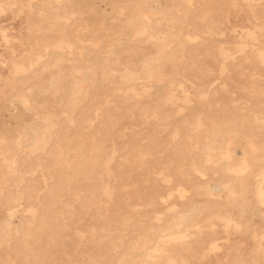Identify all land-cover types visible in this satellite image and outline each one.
Returning a JSON list of instances; mask_svg holds the SVG:
<instances>
[{"label": "rangeland", "instance_id": "1", "mask_svg": "<svg viewBox=\"0 0 264 264\" xmlns=\"http://www.w3.org/2000/svg\"><path fill=\"white\" fill-rule=\"evenodd\" d=\"M0 7V264H83L103 232L123 256L146 227L193 245L178 264H264V0Z\"/></svg>", "mask_w": 264, "mask_h": 264}, {"label": "bare ground", "instance_id": "2", "mask_svg": "<svg viewBox=\"0 0 264 264\" xmlns=\"http://www.w3.org/2000/svg\"><path fill=\"white\" fill-rule=\"evenodd\" d=\"M243 1V0H242ZM245 1V0H244ZM254 1V0H253ZM248 2V1H247ZM256 2H259V0L257 1L256 0ZM233 3H234V1H233ZM252 3V2H251ZM5 4V3H4ZM11 5V4H10ZM231 5H232V3H231ZM246 5H247V3H246ZM253 5V4H252ZM104 6L106 7V5L104 4ZM235 5H233V6H231V7H234ZM1 7H2V5H1ZM0 7V8H1ZM42 8V7H41ZM252 8H254V7H252ZM42 10V9H41ZM102 10H104V9H102ZM117 10V9H116ZM2 11H5V10H0V13L2 12ZM96 11V10H95ZM95 11H93V12H95ZM98 11V10H97ZM113 11V10H112ZM121 11V10H120ZM110 13V12H109ZM118 13V12H117ZM210 13H211V11H210ZM253 13V12H252ZM84 14V13H83ZM121 15V14H120ZM125 15V14H124ZM55 16V15H54ZM87 17H89V16H87ZM101 18H102V20L103 21H105L106 20V16H105V14H102L101 15ZM196 18V17H195ZM200 20V19H199ZM108 21V20H107ZM255 21H257V20H255ZM259 21V20H258ZM206 24V23H205ZM211 25V24H210ZM261 26V25H260ZM260 26L258 27V28H260ZM102 28V27H101ZM212 28V27H211ZM260 29H262V28H260ZM98 32H100V31H98ZM182 32V31H181ZM216 33V32H215ZM254 33V32H253ZM5 34V33H4ZM188 35V34H187ZM187 35H185V36H187ZM88 37V36H87ZM191 37V36H190ZM194 37V36H193ZM192 37V38H193ZM7 38V37H6ZM81 38V37H80ZM158 38V37H157ZM187 38H188V36H187ZM196 38V37H195ZM195 38H193L194 39V41H195ZM252 37H250V39H251ZM256 38V37H255ZM4 39V38H3ZM142 39V38H141ZM245 40V39H244ZM256 40V39H255ZM4 41H6V40H4ZM247 41V40H246ZM251 41H253V39L251 40ZM258 41V40H257ZM84 42V41H83ZM99 42V41H98ZM243 42H245V41H243ZM249 42V41H248ZM256 42V41H255ZM259 42V41H258ZM6 43V42H5ZM63 43V42H62ZM89 43V42H88ZM256 44V43H255ZM254 44V45H255ZM71 45V44H70ZM242 46H243V43L241 44ZM240 45V46H241ZM244 45H246V43L244 44ZM260 45V44H259ZM56 46V45H55ZM75 46V45H74ZM115 46V45H114ZM251 46H253V45H251ZM75 47H77V46H75ZM237 47V46H236ZM245 47V46H244ZM254 48V47H253ZM74 49V48H73ZM184 51V50H183ZM127 52L130 54V56H131V58L132 59H137V58H145L146 56H147V52H146V49H144V48H142V47H131L130 49H128L127 50ZM180 53V52H179ZM80 54V53H79ZM78 54V55H79ZM248 54H249V52H248ZM55 55V54H54ZM246 55V54H245ZM82 56V55H81ZM36 57H39V56H36ZM201 57V56H200ZM175 58H176V56H175ZM229 58V57H228ZM231 58V57H230ZM254 58H255V56H254ZM4 59V58H3ZM38 59V58H37ZM59 59V58H58ZM62 59H64V57H62ZM105 59V58H104ZM251 60H253V58H250ZM236 60V59H235ZM68 61V60H67ZM107 61V60H106ZM32 62V61H31ZM50 62V61H49ZM62 62V61H61ZM66 62V61H65ZM69 62V61H68ZM86 62V61H85ZM2 63V62H1ZM52 63V62H51ZM222 63V62H221ZM22 64V63H21ZM29 64H30V59H29ZM28 64V65H29ZM36 64V63H35ZM48 64V63H47ZM57 64V63H56ZM60 64V63H59ZM208 65H209V68H211L210 67V64L209 63H207ZM242 64V63H241ZM248 64V63H247ZM13 65V64H12ZM16 65H19V64H15V66ZM31 65V64H30ZM29 65V66H30ZM34 65V64H33ZM54 65V64H53ZM58 65V64H57ZM208 65H207V67H208ZM225 65V64H224ZM243 66H244V64H242ZM241 65V66H242ZM14 66V67H15ZM32 66V65H31ZM221 66H222V64H221ZM20 67V66H19ZM21 67H23V66H21ZM47 67H48V65H47ZM17 68V67H16ZM15 68V69H16ZM33 68V67H32ZM44 68H46V67H44ZM44 68H43V70H44ZM51 68H53V67H51ZM242 68V67H241ZM244 68V67H243ZM28 69V68H27ZM88 69V68H87ZM204 69H206L207 70V68H204ZM212 69V68H211ZM216 69V68H215ZM246 69V68H245ZM42 70V71H43ZM71 70H73V68H71ZM76 70V69H75ZM232 70V69H231ZM235 70V69H234ZM250 70V69H249ZM213 71V70H212ZM221 71V70H220ZM224 71H226V70H224ZM238 71V70H237ZM26 72V71H25ZM24 72V73H25ZM35 72V71H34ZM243 73V72H242ZM248 73H249V71H248ZM222 74V73H221ZM241 74V73H240ZM256 74V73H255ZM28 75V74H27ZM243 75H244V73H243ZM145 76V75H144ZM221 76V75H220ZM249 77V76H248ZM183 78V77H182ZM246 78V77H245ZM21 79V78H20ZM27 80V79H26ZM141 80V79H140ZM158 80V79H157ZM201 80V79H200ZM216 81H217V79H215ZM219 80V79H218ZM20 81V80H19ZM18 81V82H19ZM46 81V80H45ZM260 81V80H259ZM36 82V81H35ZM214 82V81H213ZM83 83V82H82ZM21 84V83H20ZM81 84V83H80ZM111 84V83H110ZM181 85H183L182 83H180ZM81 85H83V84H81ZM140 85H142L141 83H140ZM139 85V86H140ZM144 85V84H143ZM190 85V84H189ZM195 85V84H194ZM244 85V84H243ZM23 86V85H22ZM35 86H36V84H35ZM50 86V85H49ZM24 87V86H23ZM187 87V86H186ZM196 87H198L197 85H196ZM200 87V86H199ZM198 87V89L200 90V88ZM35 88V87H34ZM146 88V87H145ZM144 88V89H145ZM148 88H150V87H148ZM180 88V87H179ZM183 88V87H182ZM181 88V89H182ZM193 88V87H192ZM201 88H203V87H201ZM184 89V88H183ZM190 89V88H189ZM252 89V88H251ZM81 90V89H80ZM103 90H104V88H103ZM131 90V89H130ZM188 90V89H187ZM13 91V90H12ZM18 91V90H17ZM26 91V90H25ZM24 91V92H25ZM119 91V90H118ZM135 91V90H134ZM150 91V90H149ZM19 92V91H18ZM22 92V91H21ZM27 92H28V89H27ZM103 92H105V91H103ZM102 92V93H103ZM146 92V91H145ZM195 92V91H194ZM194 92H193V94H194ZM134 93H136V91L134 92ZM149 92H147V93H145V94H148ZM152 93V92H151ZM185 92H183V94H184ZM187 93V92H186ZM203 93H205V92H203ZM208 93V92H207ZM16 94V93H15ZM22 94V93H21ZM19 95V96H21L22 97V95ZM180 94V93H179ZM258 94V93H257ZM18 95V94H17ZM30 95V94H29ZM32 95V94H31ZM105 95V94H104ZM150 95V94H149ZM188 95V94H187ZM207 95L208 94H206V96H205V99L207 98ZM13 96V95H12ZM43 96V95H42ZM80 96H81V94H80ZM20 97V98H21ZM102 98L104 97V96H101ZM150 97V96H149ZM16 98V97H15ZM28 98H30V97H28ZM107 97H105V99H106ZM109 98V97H108ZM107 98V99H108ZM164 98V97H163ZM203 98V97H202ZM243 98H245V97H243ZM19 99V98H18ZM22 99V98H21ZM20 99V100H21ZM31 100V99H30ZM74 100V99H73ZM242 100H244V99H242ZM32 101V100H31ZM30 101V102H31ZM17 102H19V101H17ZM27 101H25V103H26ZM33 102V101H32ZM20 103V102H19ZM61 103V102H60ZM234 103V102H233ZM22 106L24 107V104H22ZM69 106V105H68ZM220 106V105H219ZM28 107V106H27ZM31 107V106H30ZM160 107V106H159ZM94 108V107H93ZM68 109V108H67ZM134 109H135V107H134ZM133 109V110H134ZM32 110V109H31ZM155 110V109H154ZM242 110V109H241ZM26 111V110H25ZM34 111H36V109L34 110ZM173 111V110H172ZM171 111V112H172ZM200 111V110H199ZM243 111V110H242ZM167 112V111H166ZM170 112V113H171ZM67 113V112H66ZM152 113H154V112H152ZM169 113V112H168ZM35 114V113H34ZM37 114V113H36ZM173 114V113H172ZM201 114V113H200ZM3 115V114H2ZM161 115H162V112H161ZM235 115V114H234ZM34 116V115H33ZM146 116V115H145ZM160 116V115H159ZM165 116V115H164ZM52 117V116H51ZM142 117V116H141ZM162 117H163V115H162ZM191 117V116H190ZM255 117V116H254ZM257 117V116H256ZM40 118V117H39ZM86 118V117H85ZM161 118V117H160ZM88 120L90 119V117L89 118H87ZM142 119V118H141ZM153 119H155V118H153ZM88 120H87V122H88ZM255 120V119H254ZM254 120H253V122H254ZM256 120H257V118H256ZM255 120V121H256ZM72 121V120H71ZM140 121V120H139ZM94 122V121H93ZM142 122V121H141ZM155 122H156V120H155ZM160 122V121H159ZM164 122H165V120H164ZM179 122V121H178ZM257 122V121H256ZM70 123V122H69ZM68 124V123H67ZM96 124V123H95ZM103 124H105V123H103ZM157 124V123H156ZM167 124V123H166ZM204 124H205V122H204ZM162 125V124H161ZM202 125H203V123H202ZM201 125V126H202ZM26 126V125H25ZM54 126V125H53ZM95 126V125H94ZM97 126V125H96ZM196 126V125H195ZM199 126V125H198ZM58 127V126H57ZM114 127V126H113ZM204 127V126H203ZM64 128V127H63ZM96 128V127H95ZM109 128H110V125H109ZM196 128H198V127H196ZM211 128V127H210ZM69 129V128H68ZM89 129V128H88ZM176 129V128H175ZM178 129V128H177ZM209 129V128H208ZM38 130V129H37ZM102 130V129H101ZM103 130H104V128H103ZM102 130V131H103ZM107 130H108V128H107ZM112 130H114V129H112ZM123 130H124V128H123ZM197 130V129H196ZM251 130V129H250ZM259 130V129H258ZM115 131V130H114ZM191 131H193V130H191ZM69 132V131H68ZM211 132V131H210ZM253 132V131H252ZM74 134V133H73ZM86 134V133H85ZM93 134V133H92ZM100 134V133H99ZM137 134V133H136ZM79 135V134H78ZM57 136V135H56ZM82 136V135H81ZM83 136H85V138H86V135H83ZM89 136V135H88ZM53 137V136H52ZM59 137V136H58ZM78 137V136H77ZM108 137V136H107ZM135 137V136H134ZM194 137V136H193ZM44 138V137H43ZM97 138V137H96ZM105 138V137H104ZM83 139V138H82ZM145 139V138H144ZM152 139V138H151ZM153 139H155V138H153ZM37 140V139H36ZM40 140V139H39ZM101 140V139H100ZM156 140V139H155ZM96 141V140H95ZM157 141V140H156ZM156 141H154V142H156ZM159 141V140H158ZM43 142V141H42ZM64 142V141H63ZM83 142V141H82ZM98 142V141H97ZM102 142V141H101ZM105 142V141H104ZM106 142H107V140H106ZM129 142V141H128ZM135 142V141H134ZM65 143V142H64ZM88 143V142H87ZM152 143H153V141H152ZM170 143V142H169ZM214 143V142H213ZM99 144V143H98ZM130 144V143H129ZM203 144V143H202ZM210 144V143H209ZM228 144V143H227ZM29 145V144H28ZM79 145H80V143H79ZM82 145V144H81ZM89 145V144H88ZM78 146V145H77ZM86 146V145H85ZM172 146V145H171ZM180 146V145H179ZM188 146V145H187ZM186 146V147H187ZM207 146V145H206ZM34 147V146H33ZM32 147V148H33ZM94 147H95V145H94ZM139 147H140V145H139ZM170 147V146H169ZM30 148V147H29ZM95 148H97V147H95ZM155 148V147H154ZM85 149V148H84ZM99 149V148H98ZM133 149V148H132ZM131 149V150H132ZM169 149V148H168ZM92 150V149H91ZM114 150V149H113ZM130 150V151H131ZM134 150V149H133ZM137 150V149H136ZM145 150V149H144ZM147 150V149H146ZM171 150V149H170ZM179 150H180V148H179ZM188 150V149H187ZM264 150V149H263ZM55 151V150H54ZM122 151V150H121ZM135 151V150H134ZM174 151H176V149H175V147H174ZM102 152V151H101ZM114 152V151H113ZM112 152V153H113ZM179 152V151H178ZM178 152H175L176 154H178ZM111 153V154H112ZM116 153V152H115ZM114 153V154H115ZM137 153V152H136ZM187 153V152H186ZM48 154V153H47ZM131 154V153H130ZM161 154V153H160ZM262 154V153H261ZM68 155V154H67ZM128 155V154H127ZM138 155V154H137ZM153 155V154H152ZM159 155V154H158ZM185 155V154H184ZM76 156V155H75ZM147 156V155H146ZM190 156V155H189ZM232 156V155H231ZM66 157V156H65ZM175 157V156H174ZM178 157V156H177ZM176 157V158H177ZM180 157V156H179ZM183 157V156H182ZM229 158V157H228ZM227 159V158H226ZM59 160V159H58ZM105 160V159H104ZM179 161H180V163H181V160L179 159ZM192 161V160H191ZM142 162V161H141ZM96 163V162H95ZM252 163V162H251ZM106 164H107V162L105 161V163L103 162V165H102V167H103V169L105 170V172H106V170H108V167L106 166ZM118 164V163H117ZM193 164V163H192ZM263 164V163H262ZM61 165V164H60ZM91 166H92V163L90 164ZM62 166V165H61ZM178 166V165H177ZM249 167H250V164L248 165ZM254 168V167H253ZM82 169V168H81ZM180 170V169H179ZM253 170V169H252ZM251 170V171H252ZM260 170V169H259ZM112 171V170H111ZM108 172H110V171H108ZM176 172V171H175ZM62 173V172H61ZM109 174H111V173H109ZM175 175V174H174ZM67 177V176H66ZM172 178V177H171ZM68 180V179H67ZM84 180V179H83ZM190 181V180H189ZM68 182V181H67ZM101 182H102V180H101ZM108 184V183H107ZM104 185V183L102 184V186ZM109 186V185H108ZM110 187V186H109ZM109 187H106L105 188V185H104V192H106V194L108 195L109 194V196H110V192L112 191ZM27 188V187H26ZM177 188H178V186H177ZM2 189V188H1ZM14 190V189H13ZM111 190V191H110ZM81 191V190H80ZM177 191H181V190H177ZM182 191H184V190H182ZM181 191V192H182ZM2 192V191H1ZM1 192H0V194H1ZM109 192V193H108ZM179 192H177V193H179ZM180 192V193H181ZM32 193V192H31ZM83 193V192H82ZM111 193H113V192H111ZM174 193V192H173ZM179 193V194H180ZM78 194V193H77ZM36 195V194H35ZM112 195H114V194H112ZM169 195V194H168ZM34 196V195H33ZM77 196V195H76ZM170 197H171V194L169 195ZM179 196V195H178ZM17 197V196H16ZM17 199V198H16ZM27 199V198H26ZM60 199V198H59ZM37 200V199H36ZM35 200V201H36ZM15 201V200H14ZM15 204H16V202H14ZM92 203H90V202H88V203H86V205H87V207L88 206H90ZM21 205V204H20ZM83 205V204H82ZM71 206V205H70ZM31 207V206H30ZM29 207V208H30ZM66 207V206H65ZM83 207H84V205H83ZM18 208V207H17ZM33 208V207H32ZM49 209H51V208H49ZM102 209V208H101ZM33 210V209H32ZM35 210V209H34ZM48 210V209H47ZM62 210V209H61ZM37 210H35V211H33V212H36ZM27 212H28V210H27ZM30 213H33V212H31V211H29ZM62 212H63V210H62ZM237 212V211H236ZM23 213H25V211L23 212ZM179 214V213H178ZM240 214V213H239ZM109 215V214H108ZM125 215V214H124ZM93 216V215H92ZM56 217V216H55ZM63 217H64V215H63ZM97 217V216H96ZM57 218V217H56ZM91 218V217H90ZM94 218V217H93ZM54 219V218H53ZM220 219H223V218H220ZM31 221V220H30ZM34 221V220H33ZM57 221H58V218H57ZM3 222H5V221H3ZM27 223V222H26ZM26 223H24V224H26ZM211 223V222H210ZM33 224V223H32ZM212 224V223H211ZM233 225H235V224H233ZM68 226V225H67ZM228 226H229V223H228ZM40 229V228H39ZM36 230V229H35ZM41 230V229H40ZM16 231V230H15ZM103 231V230H102ZM169 231V230H168ZM41 232H42V230H41ZM94 232V231H93ZM19 233V232H18ZM44 233V232H43ZM77 233V232H76ZM80 233V232H79ZM28 234V233H27ZM8 235V234H7ZM84 235V234H83ZM166 236H168V237H166ZM181 236V235H180ZM184 236V235H183ZM223 236V235H222ZM13 237V236H12ZM90 237L91 238H95L96 236H95V233H91V235H90ZM99 240L97 241L98 243H97V252L95 253V254H93V255H89L85 260H84V262H83V264H178L177 262V259H179V261H182V259H183V257L184 256H188V255H191V254H193L194 253V249H192V246H190V245H185L184 243H183V241H179L178 239H176L175 237H173V236H171L170 234H167V233H162V232H155V231H153L151 228H149V227H146L145 229H143V230H140L139 232H138V234L137 235H135L134 237H131V239L130 240H127V241H125V247H124V255L122 256V255H118V254H116V252L114 251V249L116 248V246H117V243H116V237H115V235L114 234H112V233H109V232H103V234H100L99 236ZM24 238H25V234H24ZM44 238V237H43ZM47 238V237H46ZM45 238V239H46ZM13 239V238H12ZM11 239V240H12ZM15 239V238H14ZM179 239H181V237L179 238ZM25 240V239H24ZM81 240V239H80ZM119 240V239H118ZM25 242V241H24ZM27 242V241H26ZM46 242V241H45ZM7 243V242H6ZM82 243V242H81ZM20 244H23V241L20 243ZM32 244V243H31ZM44 244H46V243H44ZM18 245V244H17ZM211 246V245H210ZM23 248V247H22ZM102 248V251L100 250ZM16 250V249H15ZM114 251V252H113ZM17 252H18V250H17ZM79 254V253H78ZM261 254H262V256H263V261H264V251H262L261 252ZM52 255H53V253H52ZM81 255V254H80ZM7 256V255H6ZM6 258V257H5ZM6 260H7V258H6ZM9 261V260H8ZM12 262V261H11ZM78 262V261H77ZM82 262V261H81ZM13 263V262H12ZM42 263V262H41ZM79 264V263H78Z\"/></svg>", "mask_w": 264, "mask_h": 264}]
</instances>
